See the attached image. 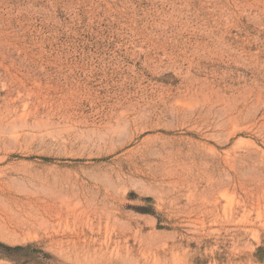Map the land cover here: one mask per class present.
<instances>
[{
    "label": "rangeland",
    "instance_id": "1",
    "mask_svg": "<svg viewBox=\"0 0 264 264\" xmlns=\"http://www.w3.org/2000/svg\"><path fill=\"white\" fill-rule=\"evenodd\" d=\"M0 264H264V0H0Z\"/></svg>",
    "mask_w": 264,
    "mask_h": 264
}]
</instances>
